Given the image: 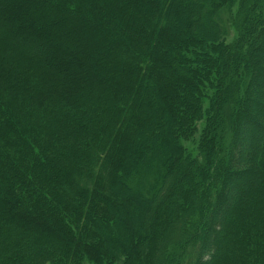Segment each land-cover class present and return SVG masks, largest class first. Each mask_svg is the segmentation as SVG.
<instances>
[{
  "label": "trees",
  "instance_id": "1",
  "mask_svg": "<svg viewBox=\"0 0 264 264\" xmlns=\"http://www.w3.org/2000/svg\"><path fill=\"white\" fill-rule=\"evenodd\" d=\"M257 48L264 0H0V264H264Z\"/></svg>",
  "mask_w": 264,
  "mask_h": 264
},
{
  "label": "rangeland",
  "instance_id": "2",
  "mask_svg": "<svg viewBox=\"0 0 264 264\" xmlns=\"http://www.w3.org/2000/svg\"><path fill=\"white\" fill-rule=\"evenodd\" d=\"M202 1V0H201ZM204 2L205 3H207L208 2V0H204ZM177 10H179L180 12H181V17H182V22H184L185 24L184 25H182V26H184V27H188V26H190V27H195V26H197V25H199L200 24V22H203L204 23V19H201V16H197L196 14L197 13H199L202 9L201 8H195V11H194V9H190V10H188L187 9V5H184V6H181V7H177ZM196 12V13H195ZM181 23V22H180ZM204 25H205V23H204ZM264 53V49H261V48H257L256 50H255V54L256 55H262ZM242 80H243V78L242 77H240V80L238 81V83L240 84L241 82H242ZM150 87L148 88L151 92H153L157 87L156 86H154V85H152L151 84V82H150ZM261 91L263 92V96H261V97H259L261 100H264V91H263V89L261 88ZM239 92H241V91H239ZM155 95V94H154ZM253 97H254V95H252ZM231 100L233 101L234 99H230L229 100V102H231ZM242 102H239V104H241ZM159 104H160V102H159V99H158V97H156V99H154L153 100V103H152V105L150 106V109L151 110H156L157 109V111H156V116L158 117V115H159ZM242 105V104H241ZM243 108L244 109H252L251 108V103H250V100H245L244 101V103H243ZM235 109V107H233V109L232 110H229V111H227V109H225V111H224V115H226L229 119H231V117H232V115H234V113H236V110H234ZM244 109H243V111H244ZM252 111V110H251ZM250 111V112H251ZM257 116H258V118L260 117V118H262V119H264V111H257V110H254L253 111ZM247 132H250V133H254V131L251 129V127L249 128V129H247L246 130ZM150 141H148V143L147 144H145V146L144 145H142V146H138V148H140L141 147V152H142V155L141 156H143L144 158L146 157V156H148V155H152L153 157H154V155H155V157H160V158H162V157H164L165 158V155L167 156L168 155V151H166V146H165V144H163V143H158V138L156 137V138H153L152 139V142H150ZM184 144L189 148V149H192V147H193V145H194V143H193V141H186V140H184ZM161 145V146H160ZM165 151V152H164ZM197 152V148H195V149H193L192 150V152ZM140 160V161H139ZM137 162L139 163V162H141V158L139 157V159H137ZM240 182H235L234 181V183L233 184H228L227 186H226V191H225V198L228 200H230V199H236L237 197H238V193H239V191H240ZM136 200H139L138 198L136 199ZM134 204H136V203H134ZM150 209V207L149 206H147L145 209H144V211H143V217H144V215H146V211H148ZM229 209H230V203H228V204H225L224 205V209H223V214H227L228 213V211H229ZM219 216L220 217H222V213H220L219 214ZM120 217H121V219H123V220H125V221H129L130 220V223H129V225H130V230H131V232H132V234H133V232H134V229L133 228H137V222H136V219L138 218L137 217V214L135 213V211H134V213H132V214H130V215H126V214H120ZM129 219V220H128ZM218 227V226H217ZM116 236V238H118V239H120V240H122L123 242H125V240H126V234H125V236H124V233H122V231H121V229H118V234H116L115 235ZM175 239V238H174ZM176 241V240H175ZM169 243L170 242H172V240H170V241H168ZM86 264H90V263H86Z\"/></svg>",
  "mask_w": 264,
  "mask_h": 264
}]
</instances>
